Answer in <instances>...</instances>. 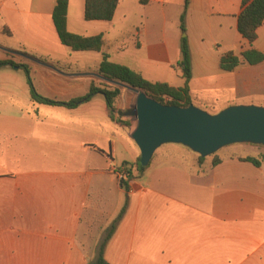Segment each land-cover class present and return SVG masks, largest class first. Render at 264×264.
Listing matches in <instances>:
<instances>
[{"label": "crops", "instance_id": "1", "mask_svg": "<svg viewBox=\"0 0 264 264\" xmlns=\"http://www.w3.org/2000/svg\"><path fill=\"white\" fill-rule=\"evenodd\" d=\"M55 1L0 0V46L29 56L46 53L43 63L0 48V59L26 64L35 90L52 99L67 101L91 84H110L49 66L64 73H100L103 53L149 81L182 86L178 61L185 36L191 98L198 96L192 88L200 87L205 89L201 99L211 103L225 87L243 90L236 68L219 69L224 52L253 47L264 53V20L252 44L236 29L241 0H187L184 32L185 0H131L137 11L133 19L128 0H119L111 20H87L76 30L69 28L73 0H68L67 29L101 34L102 47L80 50L94 52L90 61L69 53L72 59L55 58L51 48L66 50L51 19ZM175 2L180 13L167 15ZM83 5L79 0V11ZM74 60L73 69L79 70L60 67ZM15 70L23 71L0 67V264H87L122 207L103 248L110 264H264V147L257 146L255 155L220 151V161L212 165V156L198 161L181 144H162L125 190L112 168L134 163L139 151L130 126L108 116L104 95L96 93L74 107L38 103L17 92L28 85ZM119 99L115 117L123 108ZM238 155L257 157L260 165Z\"/></svg>", "mask_w": 264, "mask_h": 264}, {"label": "trees", "instance_id": "2", "mask_svg": "<svg viewBox=\"0 0 264 264\" xmlns=\"http://www.w3.org/2000/svg\"><path fill=\"white\" fill-rule=\"evenodd\" d=\"M140 1L142 2L143 0ZM118 2L119 0H84L83 17L85 20H111ZM186 6L187 0L184 1L183 10L180 14V30L182 32L185 31L184 17ZM67 7L68 0H56L51 12L52 23L60 43L69 47L71 50L100 51L102 47L101 34L83 36L74 32H70L67 29ZM263 20L264 0H241V10L237 15L236 29L241 37L249 44H252V42H254V40L256 39V30L262 24ZM180 55L181 57L178 61V65L181 68L184 83L179 87L171 86L166 82L149 81L142 77L140 73L132 70L128 66L111 62L110 60H108V55L106 53L102 54V58L98 65V71L109 78L116 79L127 85L142 89L148 96L161 103L187 106L188 104L192 103V98L188 88V81L191 76V66L189 49L185 36L180 39ZM240 60H244L251 65L257 64L261 61H264V53L253 47L242 50L238 53L229 50L224 52L220 56L218 67L223 71H232L238 66ZM5 65H10L11 67L23 70L26 77V83L29 87L30 97L32 100L38 103L74 107L82 102L88 101L94 94L101 93L105 98L108 116L120 125H129V121L121 119L117 116L115 117L113 114L114 104L120 98V90L118 86H113L106 83L103 87H101L91 84L85 94L67 101H62L43 96L35 90L30 70L26 64L14 62L10 59H0V67ZM211 156V164L216 165L220 161L219 156L217 155V153H213ZM236 157L238 160L250 162L254 166L260 165V159L257 157L251 155H238ZM197 158L198 161H201L205 157L197 154ZM148 164L146 166H142L139 162V156L134 163L123 161L121 163V166H125L128 173L125 179L119 180L120 185L125 190H127L128 181L135 174H139L143 170H145ZM122 212L123 207L121 208L111 225L107 228L104 238L98 245V249L94 259L92 261H89L87 264H110L103 256V248Z\"/></svg>", "mask_w": 264, "mask_h": 264}, {"label": "water", "instance_id": "3", "mask_svg": "<svg viewBox=\"0 0 264 264\" xmlns=\"http://www.w3.org/2000/svg\"><path fill=\"white\" fill-rule=\"evenodd\" d=\"M3 49L33 60L24 53ZM49 66L66 75L92 74L135 93L133 108L128 112L135 122L129 137L139 149V162L142 166H146L154 151L166 143L181 144L202 157L232 143L245 142L264 146V106L251 103L231 104L216 112H208L193 103L187 106L161 103L142 89L101 73H64L53 65Z\"/></svg>", "mask_w": 264, "mask_h": 264}, {"label": "rangeland", "instance_id": "4", "mask_svg": "<svg viewBox=\"0 0 264 264\" xmlns=\"http://www.w3.org/2000/svg\"><path fill=\"white\" fill-rule=\"evenodd\" d=\"M78 4H79V0H73L72 2V6L70 8V12H69V28H71L72 30H76V28H79L81 24H84L85 20L83 17V9H80V11L78 10ZM170 5V4H169ZM128 13L130 14V17L133 19L135 17V15L137 14L136 11V6L133 3V1L128 0ZM181 11V7H179V3L177 5V2H175V4L168 6V14H175L177 12L180 13ZM203 21V20H201ZM54 36L56 37L55 32H53ZM213 36H215V33L212 34ZM60 47H63V49H66L65 51L59 52V50H57V48H51L50 50L52 52H49L52 57L55 58H62L63 59H72V57H79L80 55H84L83 58L81 60L85 61L88 60L90 61V59H92L91 56H89V54L95 55L94 52L92 51H88L85 52L86 54H83V51L80 50H71L69 48H65L67 46H61V44H59ZM63 45V44H62ZM67 53H69L71 56L68 57ZM45 54V55H44ZM41 54L44 55V57H36L35 55H30V57L33 58V60L37 61V62H45L44 59L46 57V53ZM71 57V58H70ZM17 60L20 61H26L24 58H17ZM242 60H240V64H238V66L236 67V69L233 71L237 72V75L241 76L242 81H243V90L242 93L238 94L236 92H234L231 87H225L223 90L219 91L216 93L215 97L216 100H212L211 103H205L204 99H201V96H205V92L203 90H205L204 88H200V87H194L192 88L194 90V92L198 93V96L194 97L192 99V103L204 110H207L208 112H216L228 105L231 104H256V105H260V106H264V64L261 65H252V66H248L247 64H245ZM251 65V64H249ZM78 66V63L74 60L72 61V63H61L60 67L63 68H70L69 70H79V69H73L75 67ZM59 68V67H56ZM60 70V68H59ZM16 75L15 77L17 79H19L21 82L26 81V77L25 74L23 73V71L21 70H15ZM1 77V75H0ZM32 77V76H31ZM177 82H179L177 80ZM22 84V83H21ZM120 92H122L123 94H125V99L124 100H120L119 102L123 105V108L119 111L117 117H120L121 119L127 120L129 121V126L131 128V130L134 127V120H133V116L130 113H125L126 111L129 112L132 108H133V104H134V99H135V93L132 92L131 90L127 89L124 86H119L118 87ZM26 91L23 93L22 89H18V93L21 94H27L29 93V87L27 90V87L25 89ZM233 91V92H232ZM213 96L212 94L208 95L207 97ZM132 143H134V141L132 140ZM135 147L137 148V150L139 151L138 147L136 146V144L134 143ZM263 147L261 145L258 144H252V143H245V142H241V143H232L226 146H223L222 148H220L219 150H217L215 153H220V151L223 152H236V153H241V154H256L258 147ZM212 155V154H211ZM206 156V157H210ZM156 157V156H155ZM154 157V159H155ZM153 161L151 160V163ZM136 173V172H135Z\"/></svg>", "mask_w": 264, "mask_h": 264}, {"label": "built area", "instance_id": "5", "mask_svg": "<svg viewBox=\"0 0 264 264\" xmlns=\"http://www.w3.org/2000/svg\"><path fill=\"white\" fill-rule=\"evenodd\" d=\"M112 172L118 181L125 179L127 176V173H128L127 168L125 166H121V165L118 167L112 168Z\"/></svg>", "mask_w": 264, "mask_h": 264}, {"label": "flooded vegetation", "instance_id": "6", "mask_svg": "<svg viewBox=\"0 0 264 264\" xmlns=\"http://www.w3.org/2000/svg\"><path fill=\"white\" fill-rule=\"evenodd\" d=\"M126 113H128V112L126 111Z\"/></svg>", "mask_w": 264, "mask_h": 264}]
</instances>
